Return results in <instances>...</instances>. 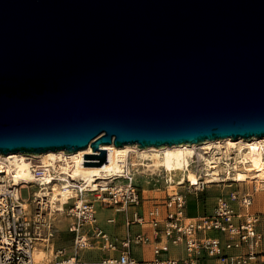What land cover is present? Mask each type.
Listing matches in <instances>:
<instances>
[{"label": "water", "instance_id": "95a60500", "mask_svg": "<svg viewBox=\"0 0 264 264\" xmlns=\"http://www.w3.org/2000/svg\"><path fill=\"white\" fill-rule=\"evenodd\" d=\"M264 136V0H0V154Z\"/></svg>", "mask_w": 264, "mask_h": 264}, {"label": "built area", "instance_id": "2783aa9c", "mask_svg": "<svg viewBox=\"0 0 264 264\" xmlns=\"http://www.w3.org/2000/svg\"><path fill=\"white\" fill-rule=\"evenodd\" d=\"M18 154L30 157L35 180L29 187L38 189L26 199L23 190L29 187L15 182L14 172H0V264H207L208 259H214V264H264V230L259 228L263 214L252 210L258 187L254 183L252 189L247 190L243 181L235 180L236 169L244 165L240 159L228 158L229 164L225 160L217 162L219 180L214 182H208L207 176L199 174L198 169L190 168L199 177L197 184L188 178L190 169L177 174L163 167L150 170L128 164L121 174L98 179L97 189L83 191L70 174L58 170L59 164L46 168L33 154ZM195 162L205 164V160L196 159L190 166ZM220 164L223 167L219 168ZM142 173L160 182L157 189L164 193L162 196H145V189H141L138 182V175ZM48 175L52 184L46 178ZM218 182H229L230 186L237 187L219 196L210 214L189 216L188 194ZM53 184L71 185L72 193L62 204V210L58 206L61 201H52L44 194ZM41 191L43 194H38ZM148 200L152 203L141 213L139 207ZM97 203L102 208L125 213L127 232L123 239L112 237L99 225ZM131 207L134 209L130 214ZM59 214L66 215V230L73 234L70 249L55 244L60 229ZM114 221V218L107 220L108 223ZM135 223L152 225L153 258L139 260L133 256V244L152 241L147 233L133 234L129 230ZM173 247L180 250L171 252ZM84 249L104 254L100 259L87 260L80 255ZM36 251L44 254L39 260L35 258ZM113 251L119 254L112 256Z\"/></svg>", "mask_w": 264, "mask_h": 264}, {"label": "bare ground", "instance_id": "6f19581e", "mask_svg": "<svg viewBox=\"0 0 264 264\" xmlns=\"http://www.w3.org/2000/svg\"><path fill=\"white\" fill-rule=\"evenodd\" d=\"M100 148H106L108 156L106 161L101 165H84L85 153H92L91 144L85 148L72 152L65 150H49L42 153H33V158L41 160L43 166L56 167L62 173H68L74 180L78 181L80 188L84 190H95L98 188L96 181L98 179H107L113 175L121 174L125 171L128 164L145 166L150 170L164 168L169 173H174L184 169H190L191 161L205 160L204 167L202 164L197 168L198 173L206 175L208 182L219 180L216 173L217 162L226 161L228 158L240 159L244 164L242 168H237L235 180L244 183H256L258 187V196H264V136H252L244 138L242 136L232 138L230 136L206 140L201 143H180L164 146L141 147L138 144H125L117 146L114 143L102 144ZM208 154H210L208 156ZM9 155V156H8ZM6 157L0 155V172H14L15 182H23L25 187H29L30 182H34L35 176L32 170L33 163L28 157L18 153H8ZM224 161V162H225ZM7 164L4 165V164ZM13 170V171H12ZM189 180L193 184L199 182L197 174L190 169L187 172ZM51 182V177H46ZM53 181L51 182V184ZM69 186L53 184L51 191L44 194L50 196L52 201H61L58 206L62 210V204L66 202L68 195L72 192ZM68 187V188H64ZM70 191V192H69ZM38 194H43L41 191ZM43 251H36L35 258L41 259Z\"/></svg>", "mask_w": 264, "mask_h": 264}, {"label": "rangeland", "instance_id": "374dc122", "mask_svg": "<svg viewBox=\"0 0 264 264\" xmlns=\"http://www.w3.org/2000/svg\"><path fill=\"white\" fill-rule=\"evenodd\" d=\"M210 154H208L209 156ZM39 161V159H36ZM200 164H202V167H204L203 163H198L195 162L193 163L190 168H195L197 169ZM223 165V164H222ZM223 166L220 167L221 168ZM183 171H177V174L182 173ZM138 182L139 185L141 186V189H145V196L149 197V198H153V197H160L162 196L164 193L160 190L157 189V187L161 184L160 182H157L156 180L153 179V176L149 175L148 173H142L140 175H138ZM253 182L250 183H243V187H249L250 189H252L253 186ZM236 185H232L230 186L229 182H218V183H211L208 184L207 187H205V189H203L202 191H198V199L197 197L194 195L195 193H189L188 197H189V211L191 214H195L197 209H196V201H201V209H202V213H206V214H210L213 210V207L216 204V201L218 199L219 196L226 194L230 189L236 188ZM38 189V187H29L27 189L23 190V197L26 199H30V197L32 196V193L34 191H36ZM257 205L254 204L253 207H256ZM97 207V218L99 220V225L104 228L106 225L105 223L107 222V217L110 213V209L109 208H101V206L99 205V203L96 204ZM67 223H68V219L66 217L65 214H59V218H58V224H59V231L57 233L56 236V240H55V244L56 246H66L68 249L71 248V245L73 243V234L68 232L66 230L67 227ZM176 250H180V248H175L173 247L171 252L176 251ZM80 255L82 258L84 259H94V258H98L99 257V251L98 250H88V249H84L80 252ZM214 259H208L207 264H214Z\"/></svg>", "mask_w": 264, "mask_h": 264}, {"label": "crops", "instance_id": "0c3cea01", "mask_svg": "<svg viewBox=\"0 0 264 264\" xmlns=\"http://www.w3.org/2000/svg\"><path fill=\"white\" fill-rule=\"evenodd\" d=\"M247 190H251L249 187H246ZM264 189V188H262ZM197 199H198V192L194 194ZM188 199V206H187V213L189 216H196L198 214L202 213V209H201V201H196V213L195 214H191L189 211V197L187 196ZM152 203L151 200L145 201L143 206L139 207V211L142 213L143 211H145V209ZM254 204H256V207H253ZM252 206V210L255 212H259L261 214H263V221L260 223L259 228L261 230H264V196L263 198L258 196V190L254 192V203ZM102 208V207H101ZM214 208V207H213ZM110 209V213L107 217V220L109 218H114L115 221L113 223H105V230L108 231L112 237L117 238L119 240L123 239L126 235L127 232V226L125 223V213L124 212H116L113 208H109ZM133 207H131L130 210V214L133 211ZM129 230L134 234V233H138V232H143V233H147L150 238H151V242L149 243H145V244H133L132 246V254L134 257H136L139 260H145V259H150L153 258L154 256V252H153V247H154V229L152 227V225L150 223H145V224H132L129 227ZM104 253L99 251V257L98 258H94V259H87V260H97L100 259L103 256ZM110 254L112 256H117L119 254V251H113L110 252ZM172 254V253H171Z\"/></svg>", "mask_w": 264, "mask_h": 264}]
</instances>
